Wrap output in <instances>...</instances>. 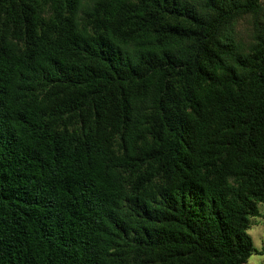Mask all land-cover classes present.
I'll use <instances>...</instances> for the list:
<instances>
[{"label":"trees","instance_id":"1","mask_svg":"<svg viewBox=\"0 0 264 264\" xmlns=\"http://www.w3.org/2000/svg\"><path fill=\"white\" fill-rule=\"evenodd\" d=\"M260 202L263 0H0V264H243Z\"/></svg>","mask_w":264,"mask_h":264},{"label":"rangeland","instance_id":"2","mask_svg":"<svg viewBox=\"0 0 264 264\" xmlns=\"http://www.w3.org/2000/svg\"><path fill=\"white\" fill-rule=\"evenodd\" d=\"M258 208L259 215L251 218L252 224L248 229V233L251 235L254 248L262 252H252L243 264H264V203L260 202Z\"/></svg>","mask_w":264,"mask_h":264}]
</instances>
